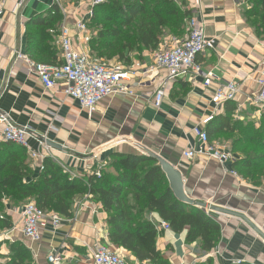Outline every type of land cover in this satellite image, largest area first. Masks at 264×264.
<instances>
[{
	"label": "crops",
	"instance_id": "1",
	"mask_svg": "<svg viewBox=\"0 0 264 264\" xmlns=\"http://www.w3.org/2000/svg\"><path fill=\"white\" fill-rule=\"evenodd\" d=\"M184 1L192 11V19L204 25L207 39L214 44L213 49L197 58L203 72H213L217 77L214 83L205 87L203 78L195 75L179 79L169 88L162 107L156 109L152 103L155 86L143 85L141 78L136 77L131 82L132 96L106 98L89 116L78 101L65 95L64 83L52 91L45 90L39 77L23 61L15 60V55L21 52L45 65L62 63L59 36L51 43L55 57L39 51L47 40L39 42L36 49L29 45V24L35 22L34 26H40L43 22L40 17H47L55 5L63 15L59 35L62 27H69L73 49L90 53L85 36L76 31L75 24L84 19L87 23L90 21L92 0H6V11L0 22V113L8 114L17 127L43 137L42 150L33 138H29V150H26L27 163L36 177L47 157L81 179L90 174L93 166L106 164L112 153L143 155V150H147L182 174L185 192L190 198L243 213L264 232L263 185L256 187L244 180L234 163L222 165L208 155L194 160L184 157L189 149L199 147L194 129L202 127L207 132L209 123L225 114L228 102L236 105L235 119L253 122L259 127L264 111L249 100L259 90L257 71L264 61V40L257 37L247 21L240 0ZM90 34L96 35L93 31ZM154 52H145L142 59L133 63L139 62L143 68L149 66ZM229 84L238 89L237 96L219 108L215 103L217 91ZM209 119L212 120L207 122ZM220 136L210 141L231 149L218 139ZM47 141L60 145L62 150L48 146ZM40 151L42 159H33L32 152ZM234 155L238 160L239 156ZM22 207L7 206L6 212L13 218L14 227L0 230V264H49L47 255L52 250H59L68 258L64 264H92V249L100 243L111 244L107 216L91 196L75 199L72 216L64 218L59 229L48 225L38 243L23 235L20 218L15 214ZM206 212L222 228L221 241L209 254L198 244L187 243L186 231L176 234L171 229L162 230V221L155 219L159 231L162 230L157 249L169 264H197L208 258H212L213 264H264V242L243 221ZM116 250L131 264H147L139 263L130 253ZM16 251L25 253L16 258Z\"/></svg>",
	"mask_w": 264,
	"mask_h": 264
},
{
	"label": "trees",
	"instance_id": "2",
	"mask_svg": "<svg viewBox=\"0 0 264 264\" xmlns=\"http://www.w3.org/2000/svg\"><path fill=\"white\" fill-rule=\"evenodd\" d=\"M248 1L253 6L245 10L246 19L257 37L264 40V0ZM42 17L40 26L29 24V45L36 49L39 42L47 40L38 49L55 57L51 43L59 36L63 15L55 5L47 17ZM191 19L192 11L184 0L180 4L175 0H105L93 8L87 23L96 33L89 43L90 54L131 67L145 52L158 50L165 37L183 38ZM235 110L233 102L226 103L225 114L209 123L207 134L210 139L220 135L231 139V149L239 156L234 168L244 180L259 187L264 184V113L256 127L253 122L235 119ZM26 152L11 142L0 144V230L14 227L13 218L6 212L8 204L15 208L33 202L47 213L70 218L75 199L91 196L107 216L109 242L139 263L169 264L157 249L162 230L155 219L168 223L176 234L186 231V242L198 244L207 254L221 241V225L206 211L177 199L156 159L115 152L100 165V176L99 165H95L88 176L79 179L47 157L36 177ZM23 254L16 251V258ZM197 264H213V260Z\"/></svg>",
	"mask_w": 264,
	"mask_h": 264
},
{
	"label": "built area",
	"instance_id": "3",
	"mask_svg": "<svg viewBox=\"0 0 264 264\" xmlns=\"http://www.w3.org/2000/svg\"><path fill=\"white\" fill-rule=\"evenodd\" d=\"M104 0L92 1L89 9V17H92L93 8L103 3ZM21 7V4L18 5ZM6 11V0H0V22ZM65 12V11H64ZM75 29L85 36V42L90 43L91 34L87 21L81 20L75 24ZM70 28L62 27L58 46L62 55L60 65H45L35 63L28 55L17 52L15 60L23 61L30 72L36 74L42 82L45 90L52 91L59 83L65 84L64 93L67 97L79 102L81 108L92 116L98 109L99 104L106 98L112 96H132L131 82L134 78L140 77L143 85L155 86L152 103L156 109L162 107L163 101L168 94L169 88L177 80L190 75L203 78L205 87H209L217 78L213 72H203L197 58L207 50L214 48L212 41L208 40L203 24L193 19L187 22L186 34L183 38H172L171 43H162L158 50L152 55V63L143 68L136 62L131 67H126L116 61H106L94 58L90 53L78 52L73 49ZM165 74L162 77V74ZM258 92L249 100L253 106L264 109V61L257 71ZM226 88V91L224 89ZM238 89L229 84L217 91L215 103L221 108L226 101H232L237 96ZM209 119L207 122H210ZM194 133L199 143L196 149H189L184 153L188 160L208 155L216 162L226 165L236 161L235 155L228 147H220L210 141L207 132L202 127H196ZM0 136L1 142H11L29 150V138L36 139L42 150L45 142L43 137L35 132L29 133L28 129L19 128L11 120L10 116L0 113ZM33 159H42V153L32 152ZM43 164L39 167L42 171ZM101 166L97 175L100 176ZM67 171V170H66ZM236 175L235 172H231ZM71 175V174H70ZM72 176V175H71ZM73 177V176H72ZM15 214L20 218V226L23 235L38 243L42 239L43 230L51 225L54 229L61 228L64 217L57 213H47L39 209L35 203L27 202L21 211L16 210ZM160 229L169 231L168 223L162 222ZM68 258L59 250H52L47 255L49 264H64ZM92 264H131L127 259L114 249L111 244H97L91 251ZM239 264V263H238Z\"/></svg>",
	"mask_w": 264,
	"mask_h": 264
},
{
	"label": "water",
	"instance_id": "4",
	"mask_svg": "<svg viewBox=\"0 0 264 264\" xmlns=\"http://www.w3.org/2000/svg\"><path fill=\"white\" fill-rule=\"evenodd\" d=\"M46 144L52 148L62 150V147L60 145L55 144L53 142L47 141ZM143 151H144L143 153L144 156L156 159L159 162V165L162 167L163 171L165 172L169 180L171 189L173 190L175 196L177 197L179 201H181L182 203L188 206L196 207L200 210L210 211V212L226 215L229 217L237 218L243 221L250 228V230L264 242V232L256 224H254L249 219L248 216L240 212H235V211L228 210V209L221 208V207L214 206V205L209 206L205 203L197 202L193 200L186 194L185 188H184L185 181H184L182 174L178 170H176L172 165L167 163L164 159L157 156L156 154H153L147 150H143Z\"/></svg>",
	"mask_w": 264,
	"mask_h": 264
},
{
	"label": "rangeland",
	"instance_id": "5",
	"mask_svg": "<svg viewBox=\"0 0 264 264\" xmlns=\"http://www.w3.org/2000/svg\"><path fill=\"white\" fill-rule=\"evenodd\" d=\"M65 1H69V0H62V2H65ZM92 1H96V0H92ZM105 1V0H104ZM103 1V2H104ZM175 1H177L179 4L183 1V0H175ZM240 3L243 5V8H244V10H250L251 8H252V3L251 2H249L248 0H240ZM169 38H167V40H165V43H171V41H172V38L170 37V36H168ZM180 39V38H179ZM263 111H264V109H263ZM228 138V136H220L218 139H221L220 141L224 144V145H227V146H229V147H231V139H229V140H226ZM242 151H244L243 150V147L240 149V154L242 153ZM243 154V153H242ZM245 155H246V153H244ZM263 186H264V184H263Z\"/></svg>",
	"mask_w": 264,
	"mask_h": 264
}]
</instances>
